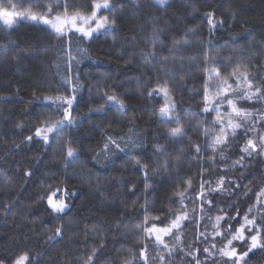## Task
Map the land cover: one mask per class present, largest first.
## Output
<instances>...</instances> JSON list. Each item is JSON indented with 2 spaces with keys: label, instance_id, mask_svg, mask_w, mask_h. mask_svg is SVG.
I'll return each mask as SVG.
<instances>
[{
  "label": "trees",
  "instance_id": "trees-1",
  "mask_svg": "<svg viewBox=\"0 0 264 264\" xmlns=\"http://www.w3.org/2000/svg\"><path fill=\"white\" fill-rule=\"evenodd\" d=\"M138 2L140 11L133 14L129 0H110L113 7L105 15L114 16L118 21L115 42L113 34H97L91 40L76 39L71 46L66 39L59 52L50 29L22 22L12 29L0 25V49L3 50L0 54V260L5 264H12L15 257L25 252L30 257L39 254V264H84L87 255L101 243L106 247L96 258L98 264H123L129 252L138 254L143 246L142 229L137 225H142L145 215L141 208L145 204V183L152 189L147 194L149 216L176 213L180 209L176 204L170 205L169 197L182 191L189 179L198 191L201 164L213 155L211 138L209 151L200 161L189 155L193 145L203 146L205 140L194 129L200 128L202 132L204 128H211L216 118L214 112H201L204 53L219 59V65L212 67L222 77L229 76L237 65L250 64L248 71L253 77L258 76L255 85H264V70L256 71L264 65V0H168L166 7H151L150 0ZM47 3L49 0H11V3L0 0V8L15 5L16 9L39 15L46 10ZM70 3L75 10L83 11L92 0H70ZM208 11H214L216 19L224 21L223 27H217L211 37L215 45L211 50L201 46L210 39L204 19ZM154 24L164 29L155 46L151 40ZM188 31L195 35L185 37ZM182 39H187L188 44L175 49L176 42ZM79 49H85L87 56L82 58ZM153 52L155 60L145 64L141 53L150 57ZM68 74L79 75L83 85L72 113L77 126L57 135L46 152L42 142L29 147L24 140L38 126L35 117L42 112L51 114L50 108L42 107V97L56 94L58 88L61 94L70 95L71 85L63 82ZM165 80L171 83L182 117L180 123L185 125L187 135L183 143L167 139V132L177 126L175 123L157 122L153 110L159 109L162 99L149 101L147 97L149 88H155L157 83L163 85ZM98 85L101 93L105 86L109 90L114 86L116 93L125 98L124 116L116 108L106 110V114L90 111L101 103ZM258 105L259 109L264 108V101ZM205 118L207 124L203 123ZM133 126L144 138V147L135 151L149 165L147 181L143 170L129 163L128 153L118 152L110 162L92 158L94 153L103 150L105 131L119 137ZM216 134L213 131L211 135ZM70 139L77 142L74 146L80 149V156L65 170L59 156L64 143ZM245 140L241 130L232 145L225 147L229 165L239 155L236 145H243ZM165 162L169 165L167 172L160 170ZM247 165L244 170L247 179L235 195L228 197L225 193L223 198L215 195L219 208L227 210L228 205L233 206L231 215L239 209L243 217L255 203L256 192L264 187V162L249 160ZM224 167L217 154L215 167L209 165L204 178L214 182L218 179L216 169ZM27 169H34V174L25 181L23 171ZM240 174L239 171L228 173L233 179ZM65 175L67 181L61 187L75 191L76 195L71 198L70 210L60 219H52L46 205L37 203L41 184L51 183L53 179L64 181ZM133 185L134 192H130ZM243 185L252 191L248 192ZM245 192H248L247 198ZM187 203L191 211L192 201ZM5 204L11 206L7 213ZM207 214L215 217L219 213L213 208ZM199 215L197 205V219ZM56 227L63 228V237L50 242L47 237ZM182 231L186 243L196 229L186 222ZM198 246L202 250L204 244ZM237 246L240 251L247 250V245ZM149 251L153 256L157 254L155 248ZM178 259L188 264L190 257L182 252ZM247 260L248 264H264V251L254 250Z\"/></svg>",
  "mask_w": 264,
  "mask_h": 264
},
{
  "label": "snow or ice",
  "instance_id": "snow-or-ice-1",
  "mask_svg": "<svg viewBox=\"0 0 264 264\" xmlns=\"http://www.w3.org/2000/svg\"><path fill=\"white\" fill-rule=\"evenodd\" d=\"M11 3V0H9ZM130 8L135 14L140 11L138 0H129ZM151 7H166L169 6L168 0H150ZM15 5H13V8ZM45 11L41 14H31L24 16L14 10L10 11L6 8H0V24L5 29H12L18 26V20H27L35 25H43L46 29H50V35H54L57 41V52L63 49L65 40L69 46L74 40H91L96 34H113L115 42V32L118 21L111 15H98L100 10H108L111 13L112 4L110 0H92L90 6L83 11L75 10V6L70 3V0H49L45 6ZM90 11V14H85ZM195 12V10H193ZM53 13H55L53 15ZM204 19L208 24L209 41L201 46L211 50L215 45L211 42V37L217 27H223L224 21L217 20L214 11H208L204 14ZM164 31L158 25H153L151 30V40L153 46L159 39L160 34ZM195 35L188 31L185 37ZM188 44L187 39H182L176 42L174 48ZM81 57L87 56L85 49H79ZM0 54L3 50L0 49ZM142 60L145 64L150 60H155V52L150 57H144ZM219 59L209 55V52L204 53L201 66L204 69V95L203 107L201 112L204 114L215 113L216 118L212 122L211 128H204L201 132L200 128L194 131L202 134L205 138L203 146L199 143L192 146L189 155L195 160L200 161L202 156L209 151L208 140L211 138L212 156L207 158V161L201 164L199 190L196 191L193 187V180L187 181V186L183 187L182 191H177L172 197H169V203L176 204L180 209L176 213L169 212L167 215H148L147 194L152 190L151 185L145 183V204L141 205L144 211V220L142 225H137L138 229H142L143 246L140 247L138 254L129 252V255L123 259V264H168V261L179 248L185 253L186 257H190L188 264H248L247 258L254 250L264 251V187H261L256 192L255 204L249 207L243 217L240 216L239 209L235 215H231L232 205H228L227 210L219 208L215 202V195L219 194L223 198L227 193L228 197L235 195L241 189V184L244 179H247L245 169L248 167L247 161L261 160L264 162V108L250 110L239 107L240 100H246L252 103H260L264 101V85L256 86L255 79L248 68L249 65H237L231 74L222 77L221 72L215 70L212 66L219 65ZM57 67H59L57 65ZM264 70V65L256 69L257 73ZM70 71V70H69ZM183 79V78H182ZM64 83L71 85V94H61L59 88L56 89V94L44 95L42 97V107L50 108L51 114L45 115L43 112L38 119V126L34 131L30 130V134L25 137L24 143L29 147L33 144L42 142L44 151L51 146L56 140L57 135L63 133L65 129H71L77 126L76 119L72 116L75 110L78 97L77 93L83 85L80 83L79 75H66ZM146 84L150 81H146ZM185 87V84H181ZM97 94L100 97V105L96 109H90L97 113L106 114L112 108H116L117 112L124 116L127 112L125 98L118 95L113 86L109 90L105 86V90L101 93L98 85ZM215 89V93L212 90ZM65 91H68L65 89ZM239 93V94H237ZM149 101L154 98L161 97L162 105L159 109H154V115L157 122L161 124L175 123L177 126L172 127L167 132V139L173 143H183L187 135L185 125L181 124L182 119L179 114L178 105L172 94L171 83L165 80L164 84L157 83L155 88H149L147 91ZM36 99H40L36 97ZM227 109V110H225ZM135 116L132 117L134 121ZM207 124V119L203 120ZM242 130V134L246 137L243 145H236L239 155L232 160L231 164L227 163V157L224 155L225 147H229L235 141ZM217 134L212 137V132ZM104 135L103 150L94 153L93 160L110 162L118 152L129 154V163L137 167L138 170H143L144 179H148L149 165L139 158L136 149L144 147V138L141 134L134 131V126L130 127L128 132L123 136H113L107 131ZM77 142L68 140L64 143L60 152L59 159L63 161L65 170L71 164L79 159L80 149L74 146ZM19 148V145H17ZM157 151L162 149L157 148ZM224 162L225 167L216 169L218 179L214 182L204 178V171L212 165L215 167L216 155ZM37 162L39 157L36 158ZM168 163L165 162L161 169L164 172L168 171ZM157 170L156 174H159ZM239 171L240 177L230 178L229 172ZM34 169L23 171L25 181L32 178ZM67 181L65 175L64 181H56L53 179L51 183L42 182L41 195L37 203L46 205V211L52 219H60L62 215L70 210L71 198L76 195L75 191L70 192L66 187H61V184ZM7 183V181H5ZM248 188V185H243ZM135 186L129 188L130 192H134ZM252 189L248 188V192ZM245 192V198L248 196ZM193 193H195L193 195ZM192 201V209L188 210V201ZM199 206V218H196V208ZM213 208H217L219 214L212 217L208 215ZM11 210V206L4 205V211L7 213ZM208 221L211 224V231H208ZM166 221V222H165ZM186 222L195 226L196 232L191 243L185 244L183 239L182 229L186 226ZM234 224L238 226L234 227ZM227 225V227H225ZM203 227V230L201 228ZM119 226L117 225V230ZM95 230V229H94ZM63 237V228L56 227L52 230V234L47 237L48 241H57ZM174 238V243L169 244L166 238ZM204 244L201 250L198 245ZM247 245L246 251H240L237 245ZM106 247V244L101 243L98 247H94L90 254L84 260V264H98L97 257L100 252ZM155 248L157 254L153 256L149 249ZM203 256V259H201ZM0 264H5L4 260H0ZM12 264H39V254L35 257H30L27 252L22 253L12 260Z\"/></svg>",
  "mask_w": 264,
  "mask_h": 264
},
{
  "label": "rangeland",
  "instance_id": "rangeland-1",
  "mask_svg": "<svg viewBox=\"0 0 264 264\" xmlns=\"http://www.w3.org/2000/svg\"><path fill=\"white\" fill-rule=\"evenodd\" d=\"M7 10H10V11H12V10H14L15 12H17V13H19V14H23L24 16H27V15H31V14H29V13H27V12H25V11H22V10H19V9H16V8H13V7H10V8H6ZM107 10H100V12L98 13V15H105V12H106ZM55 14V13H54ZM53 14V15H54ZM90 14V13H89ZM17 20H18V24L19 23H27V24H31V25H35V24H33V23H31L30 21H27V20H19V18H17ZM2 27H4L2 24H0ZM39 26H43V25H39ZM43 27H45V26H43ZM5 28V27H4ZM97 35V34H96ZM95 35V36H96ZM212 93L214 94L215 93V89H213L212 90ZM237 94H239V93H237ZM161 98V97H160ZM162 99V98H161ZM162 102H163V99H162ZM251 104H254V105H256L254 108H251L250 107V105ZM238 106L239 107H243V108H247V109H250V110H255V109H259V105H258V103H252V102H249V101H246V100H240L239 101V103H238ZM225 110H227V109H225ZM256 201V200H255ZM255 204V203H254ZM204 223H208V221H206V222H204ZM203 228V227H202ZM208 231L210 232L211 231V224L210 223H208ZM167 239V241H168V243L171 245V244H173L175 241H174V238H166ZM192 240H193V236L190 238V239H188L187 241H186V243L185 244H187V243H191L192 242ZM205 246V245H204ZM178 256H182V252L179 250V248L176 250V252H175V254L171 257V259L168 261V264H186V262H183V260L180 262L179 261V259H178ZM157 264H158V261H157Z\"/></svg>",
  "mask_w": 264,
  "mask_h": 264
}]
</instances>
